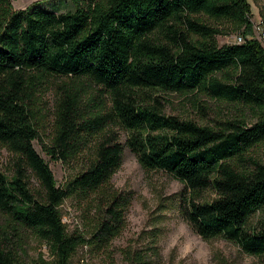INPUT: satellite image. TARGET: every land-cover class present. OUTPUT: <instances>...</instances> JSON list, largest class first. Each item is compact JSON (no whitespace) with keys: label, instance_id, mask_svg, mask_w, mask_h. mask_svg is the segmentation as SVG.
<instances>
[{"label":"trees","instance_id":"1","mask_svg":"<svg viewBox=\"0 0 264 264\" xmlns=\"http://www.w3.org/2000/svg\"><path fill=\"white\" fill-rule=\"evenodd\" d=\"M70 3L59 12L0 0V162L3 152L11 157L0 170V264H25L32 238L50 259L32 264H71L84 246L110 254L133 200L112 186L126 147L145 171L184 185L183 215L197 235L263 258L264 161L250 154L264 147V45L216 41L252 33L248 0H70L62 8ZM53 78L69 81L44 149L80 166L61 186L34 146ZM172 94H206L257 121L249 125L246 111L215 126L168 115ZM209 190L217 197L202 202ZM70 198L88 206L86 232L67 231L61 206ZM151 256L135 252L131 263L150 264Z\"/></svg>","mask_w":264,"mask_h":264},{"label":"rangeland","instance_id":"2","mask_svg":"<svg viewBox=\"0 0 264 264\" xmlns=\"http://www.w3.org/2000/svg\"><path fill=\"white\" fill-rule=\"evenodd\" d=\"M69 2L70 0H12L15 10L33 6L48 11L58 9L59 12L73 9L71 3L62 8ZM248 3L251 5L252 33L246 39L253 37L264 45L260 37V31L264 30V0H248ZM238 36L239 33L229 31L228 35L218 36L216 41L220 47L234 45L238 43ZM68 81L65 78H53L44 86V112L39 122L41 141L34 143L38 154L49 163L60 186L77 174L80 166L77 162L64 165L61 161L52 160L44 147L51 145L57 102L63 95L62 84ZM95 92L97 90L93 93ZM91 95L89 91L85 97ZM165 97L169 99L164 105L166 114L191 119L202 125L215 126L223 120L241 118L244 111L249 125L257 121L256 114L250 110L235 108L206 94H172ZM114 130L119 135V141L125 144L126 132L118 127ZM250 155L264 161V147L255 148ZM8 161H11V157L3 152L0 170L9 168ZM33 184L36 185L35 181ZM112 186L119 192L133 195L132 203L126 211L125 230L113 240L110 254H97L90 248L81 247L71 264H132L130 254L132 256L135 252L152 255L149 257L150 264H264V257L258 259L248 255L235 242L223 238L207 241L197 235L183 215L184 185L166 173L145 171L128 147L124 151L122 167L112 179ZM216 197L214 191H206L202 202H212ZM61 212L69 234L86 232L90 226L88 206L74 198L64 202ZM25 249L22 259L25 264H32L40 255L50 260L47 246L33 238L26 242Z\"/></svg>","mask_w":264,"mask_h":264},{"label":"built area","instance_id":"3","mask_svg":"<svg viewBox=\"0 0 264 264\" xmlns=\"http://www.w3.org/2000/svg\"><path fill=\"white\" fill-rule=\"evenodd\" d=\"M260 37L262 38V41H264V30L260 31ZM244 42H246V38H244L242 34H239L237 44H243ZM84 247L89 248L88 246H84Z\"/></svg>","mask_w":264,"mask_h":264},{"label":"water","instance_id":"4","mask_svg":"<svg viewBox=\"0 0 264 264\" xmlns=\"http://www.w3.org/2000/svg\"><path fill=\"white\" fill-rule=\"evenodd\" d=\"M253 39V37H248V39L247 40H252Z\"/></svg>","mask_w":264,"mask_h":264}]
</instances>
